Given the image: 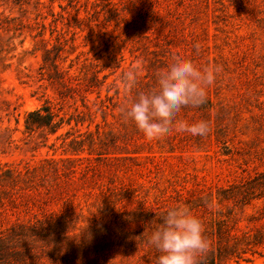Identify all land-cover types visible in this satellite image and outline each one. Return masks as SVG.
I'll list each match as a JSON object with an SVG mask.
<instances>
[{"label": "rangeland", "instance_id": "obj_1", "mask_svg": "<svg viewBox=\"0 0 264 264\" xmlns=\"http://www.w3.org/2000/svg\"><path fill=\"white\" fill-rule=\"evenodd\" d=\"M176 56L219 69L176 117L209 131L149 141L120 110ZM43 103L61 123L27 131ZM244 168L264 173V0H0V264H155L147 238L176 206L209 246L215 186ZM256 249L218 264H264Z\"/></svg>", "mask_w": 264, "mask_h": 264}, {"label": "clouds", "instance_id": "obj_2", "mask_svg": "<svg viewBox=\"0 0 264 264\" xmlns=\"http://www.w3.org/2000/svg\"><path fill=\"white\" fill-rule=\"evenodd\" d=\"M218 68L201 69L191 60L173 57L155 73L153 87L136 92L130 102L122 106L123 120L131 121L149 141L164 137L175 128L178 132L204 137L209 127L205 121L186 124L176 120L185 107H199L205 102L206 89L214 83ZM126 88L136 84V70L121 74ZM201 221L186 208H169L157 217L147 238V244L157 253L155 264H197V254H204Z\"/></svg>", "mask_w": 264, "mask_h": 264}, {"label": "trees", "instance_id": "obj_3", "mask_svg": "<svg viewBox=\"0 0 264 264\" xmlns=\"http://www.w3.org/2000/svg\"><path fill=\"white\" fill-rule=\"evenodd\" d=\"M56 114L47 103L29 110L24 117V128L34 131L46 128L54 132L61 121L55 120ZM227 186H215L217 194L213 210H209V234L212 242L204 254H199L197 264H218L222 258H232L241 252H255L256 247L264 245V211L250 213L243 224L235 209L243 212L253 201L264 197V173H250ZM231 221V224H229Z\"/></svg>", "mask_w": 264, "mask_h": 264}]
</instances>
